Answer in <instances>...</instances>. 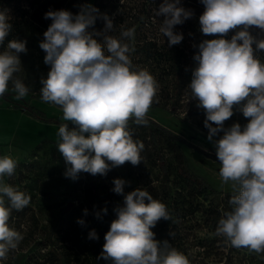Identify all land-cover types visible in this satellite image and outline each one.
Listing matches in <instances>:
<instances>
[{
    "label": "clouds",
    "instance_id": "clouds-1",
    "mask_svg": "<svg viewBox=\"0 0 264 264\" xmlns=\"http://www.w3.org/2000/svg\"><path fill=\"white\" fill-rule=\"evenodd\" d=\"M205 10L199 17L200 31L206 36L193 59L196 67L187 86L197 107L206 113L204 126L208 139L214 141L220 161L222 185L231 182L236 193L218 222L217 235H223L236 248L264 252V62L256 55L264 51V38L257 39L250 28L264 32V0H200ZM180 0H163L156 16H163L159 31L168 47L183 40L174 31L176 25L190 19L193 12ZM98 9L81 6L73 15L68 10L48 11L52 23L43 33L39 47L50 66L47 78L41 79V99L62 109L64 121L58 129L57 150L65 161L66 178H78L81 172L106 176L114 167L142 162V142L133 139L129 121L147 125L146 115L158 90L148 70H132L129 53L134 49L123 40L134 39L135 29L121 32V38L108 35L113 21L104 16L103 40L94 38L88 28L94 25ZM8 10H0V45L12 32ZM236 30L231 39L224 37ZM100 35V33H95ZM26 40L11 39L0 51V97L9 91L15 99L27 96L29 88L14 74L21 70L20 54L26 53ZM234 109L248 118L241 127L234 123L225 128ZM72 125L70 127L69 125ZM215 125V126H213ZM110 162V163H109ZM17 161L0 157V261L17 249L22 234L9 224L12 210L29 205L31 197L4 182L14 175ZM116 194H124L126 181L114 179ZM7 200V203H6ZM147 201V203H146ZM104 213H107L105 208ZM116 218L105 234L100 257L109 264H189L188 258L168 241H157L151 231L160 219L169 220L166 205L137 188L124 195V204L114 209ZM87 210H85V213ZM99 218V213H97ZM83 225V220L77 221ZM90 239H98L93 229Z\"/></svg>",
    "mask_w": 264,
    "mask_h": 264
},
{
    "label": "rangeland",
    "instance_id": "rangeland-1",
    "mask_svg": "<svg viewBox=\"0 0 264 264\" xmlns=\"http://www.w3.org/2000/svg\"><path fill=\"white\" fill-rule=\"evenodd\" d=\"M3 1L0 0V10L5 8ZM158 1L155 5L148 3V1L136 3L135 5L143 15L137 16L134 23L138 25V22L143 21L146 28L149 24V29H159L164 17H157L155 14L161 4V0ZM83 5H90L98 9L97 12L93 13L96 16L95 22L98 23L105 21V15L112 20L115 13L121 12L120 4L111 5L110 0H67L62 10H68L75 15L80 12ZM125 6L130 5L126 3ZM150 7H154V12L151 11ZM34 8L35 0H14L10 6H6V10L12 18L13 28L8 36L9 40L19 39L27 42V52L20 54L21 70L14 74V78H19L24 82L29 88V92L26 97L19 100L15 99L16 93L12 91L13 86L10 82L9 91L5 94L12 100L24 102L37 108L47 119L58 120L60 118L59 121H64L62 119L63 112L59 106L45 103L41 99V79L47 78L50 66L44 63L46 53L39 47V44L44 40L43 33L49 26L41 27L33 22L31 14ZM41 14L42 12L39 10L37 15ZM190 20H195V27L197 28L195 35L191 32L185 34L182 30V24L174 27L175 32L183 34V40L178 45L186 49L183 56L187 59L194 57L198 52L199 43L203 40L219 38L218 36L204 35L200 31L199 19L191 18ZM90 29L88 28L89 32ZM155 35L158 40L162 38L163 43L167 39L162 33L161 35L155 33ZM224 38L229 39L231 37L227 34ZM8 41L5 40V44L0 45V51H3ZM166 49H170L168 44H166ZM257 56L259 58L264 57V51L258 52ZM185 63L183 58L180 67L190 76L182 81L181 93L174 106H171L173 98L169 96L165 102L164 94L160 92L164 87L169 90L172 89L170 83L167 81L157 82L158 90L153 103H158L159 106L156 109H149L146 116L196 147L214 155V158L203 156L180 143L173 146L160 133L155 134L156 143H153L149 130H146L142 125H136L130 128L133 139L142 142L144 145L141 152L142 162L139 165L133 166L130 162H126L122 166L112 168L106 176L99 174L93 176L81 172L78 178L73 180L65 177V161L62 154L57 150V142L59 141L57 133L60 126L55 121L46 124L31 117L30 122H28L18 113L22 111L23 117H27L23 113V108L13 109L8 102L0 98V143L4 142L1 140L7 139L9 135L16 143L21 142V137L27 138L28 141L42 138L35 145L38 146L35 149V146L28 150L20 146L0 148V157L7 155L17 161L14 175L5 176L4 182L14 188H19L20 191L31 197L25 211L19 212L15 217L14 213H12V217L10 216V226L22 234L23 240L17 249L8 253L7 260L0 261V264H34V261L29 258L26 259L23 253L29 250L34 239L41 237L43 226L50 228L56 216L60 214L68 202H73L74 209L83 206V210L88 212L89 208L93 207V198L98 197V207L103 210L105 206L103 201L107 195H110V204L121 207L124 204V195L137 188L148 191L154 199L166 205L170 219H160L151 231L155 233L154 238L157 241L167 240L172 248L183 253L188 258L189 264H221L227 255L231 256L232 263L230 264H245L244 252L234 251L229 254L227 248L221 246L225 243L222 242V235H217L207 225V214L202 208L207 203L199 197L191 199L178 191L181 179L178 178L176 170L183 165L184 158L187 161V166L184 168L186 172L198 175L212 188L222 192L215 198V203L218 202L221 207L222 205L228 206L224 195L232 191L231 182L227 185L221 183L219 177L221 165L214 146V141L221 138L224 133L223 131L219 132L210 141L207 138L208 129L204 126L205 110L201 114H193L198 101L194 98L190 99L191 91L187 86L191 82L196 61H191L186 65ZM146 70L151 75L152 73L155 75L161 72V66L152 63ZM234 123H239L243 128L248 123V118L234 109L233 116L224 122V127L229 128ZM28 141L25 139L24 142ZM160 162L167 172L161 171ZM117 178L126 181L123 195L112 191L114 188L113 181ZM68 195L71 196V200H67ZM115 218L116 214L113 215V220ZM88 223L94 222L88 220ZM27 230L32 232V237L25 244ZM68 264H89V262L80 255L79 257H71Z\"/></svg>",
    "mask_w": 264,
    "mask_h": 264
},
{
    "label": "trees",
    "instance_id": "trees-1",
    "mask_svg": "<svg viewBox=\"0 0 264 264\" xmlns=\"http://www.w3.org/2000/svg\"><path fill=\"white\" fill-rule=\"evenodd\" d=\"M13 1L14 0H4L3 3L5 5V8H2L1 10L6 9V6H10ZM66 1L67 0H35V8L33 9V12L31 14L33 22L41 27L49 26L52 21L51 19L44 18L45 13L50 10H62L63 5ZM140 1H148V3L154 5L159 2L158 0H110L111 5L120 4L121 12L119 14L115 13L113 15L112 21L114 27L107 34L120 39V34L122 31L132 28L135 29L134 39L129 40L125 38L123 40L124 43L129 44L130 48L134 49L129 53V58L132 61V70L139 71L146 69L152 63L160 65L161 72L155 75L152 73V75L154 76L156 82L167 81L168 83H170L172 89L169 90L167 87H164L160 92L161 94H164L165 102L167 101L169 96H171V98H173L171 106H174L181 93L182 81L185 80L186 77L189 78L190 76L189 74L184 72L183 69H181V62L183 58L186 62L185 65L191 63V61L195 62V60L193 59V57H191L190 59L188 58L189 60L185 58L183 55L186 49L184 47H180V45L178 44L171 46L170 49H166L167 39H165L163 43L162 38L159 39V41L155 35V33H159V35H161V32H157L159 29H149V24H147L148 27L146 28L143 21H141V23L138 22V25L134 23V20L137 19V16L143 15V13L138 10L137 5H135ZM126 3L130 6H125ZM160 3L162 4L163 0H161ZM179 6H182L185 9H190L193 12L191 18L194 19H199L200 15L205 10V7L200 2V0H180ZM150 8L151 11L154 12V7ZM39 10H41L42 14L38 16L37 14ZM190 19L186 20L182 24V30L185 34L191 32L193 35H195V30L197 29L195 27V20L191 21ZM89 28H91L90 33L94 34V38L100 41L103 40L105 21H101L100 23L96 21L94 25L90 26ZM235 31L236 30L230 31L228 33L229 36L231 37L232 35H234ZM250 32L252 35L256 36L257 39L264 38V32H262L255 26L250 28ZM95 33H100V35H95ZM6 40L8 41L9 37H6ZM260 60L264 61V57L260 58ZM0 98L8 102L13 109L23 108V113L25 115L33 119H37L42 123L49 124L52 121H55V123L59 126L64 123H70L68 121H59L60 118H58V120L47 119L46 116L37 108L24 102H17L15 100H12L6 94ZM158 106V103H152L150 109H156L158 108ZM202 112H204V109L199 107H195V109L193 110V114L195 115L201 114ZM146 119L148 121L147 125L142 126H144L146 130H149L151 141L153 143H156L155 134L160 133L173 146H176L177 143H180L190 149H193L203 156L214 158V155L209 154L196 147L189 141L183 139L181 136L175 134L166 127L161 126L152 118L146 116ZM136 125L137 124L134 123L133 120L129 121V128H132ZM69 126L72 127L71 124ZM36 147L38 146H35L34 149ZM159 164L161 171L167 172L162 162H160ZM186 166L187 161L184 158L183 165L176 170L178 178L181 179V183L178 186V191L190 197L191 199L199 197L203 202L207 203L205 206H202L204 212H206L207 214V225L213 232H217L219 220L224 217L225 212L232 210V207H230L232 206L230 204V200L234 195H236V193L233 191L225 193V202L229 205H222L221 207L218 202L215 203V198L221 195L222 192L212 188L204 179H202L198 175H193L186 172V170L184 169L186 168ZM67 200H71L70 195L67 196ZM110 200L111 196L107 195L103 201V203L105 204L103 210L105 208L107 209L106 214L98 207V197L93 198V207H90L87 213H85V211L83 210V206H81V208L76 207L74 209L72 205L70 209L65 213L63 212L65 209L64 208L60 212V214L56 216L50 228L44 226L41 228V237L34 239L33 244L29 248V250L23 253L25 254V258L32 259L34 261V264H68L71 257H79L80 255H82L84 259L89 262V264H109L108 261L97 258L100 257V254L103 251V245L105 243L104 237L105 234L109 231L110 224L113 221V215L115 214L114 209L117 208L115 207V205L110 204ZM23 211H25V208L20 211L12 210L11 217L12 213H14L15 217L16 214ZM97 213H99V218L97 217ZM78 220H83L84 224H79L77 222ZM88 220H91L94 223H88ZM160 227L163 226L160 225ZM93 229L95 230L98 239L89 238V233ZM31 233V231L29 232L27 230L26 239L24 241L25 244H27L28 239L32 237ZM161 239H163V237H161ZM222 242L225 243L221 246L226 247L229 251V254L234 251H243L245 254V264H264V252L256 253L255 251L249 250L245 247L236 248L232 246L227 238L223 235ZM228 263H232L230 255H227L225 257V261H223V263L221 264Z\"/></svg>",
    "mask_w": 264,
    "mask_h": 264
},
{
    "label": "crops",
    "instance_id": "crops-1",
    "mask_svg": "<svg viewBox=\"0 0 264 264\" xmlns=\"http://www.w3.org/2000/svg\"><path fill=\"white\" fill-rule=\"evenodd\" d=\"M20 115H21V117L23 118V119H25V120H27L28 122H30V120H31V118L30 117H23V114H22V111H19L18 112ZM35 124H38V123H35ZM39 125V124H38ZM21 139L22 140H20L21 142L20 143H16V141H14L11 137H10V135L8 136V138L7 139H5V140H1V141H4V142H2V143H0V148H2V147H22V148H24L25 150H28V149H31L33 146H35L40 140H42V138H39V139H37V140H35V141H28L27 140V138H25V137H21ZM25 139H26V141H28V142H24L25 141ZM45 140H48V139H45Z\"/></svg>",
    "mask_w": 264,
    "mask_h": 264
},
{
    "label": "water",
    "instance_id": "water-1",
    "mask_svg": "<svg viewBox=\"0 0 264 264\" xmlns=\"http://www.w3.org/2000/svg\"><path fill=\"white\" fill-rule=\"evenodd\" d=\"M73 205V202H69L67 205H66V207H65V209H64V213L65 212H67L69 209H70V207Z\"/></svg>",
    "mask_w": 264,
    "mask_h": 264
}]
</instances>
